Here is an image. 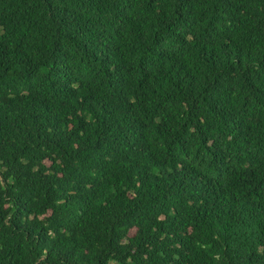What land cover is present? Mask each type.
Returning a JSON list of instances; mask_svg holds the SVG:
<instances>
[{"label": "trees", "instance_id": "trees-1", "mask_svg": "<svg viewBox=\"0 0 264 264\" xmlns=\"http://www.w3.org/2000/svg\"><path fill=\"white\" fill-rule=\"evenodd\" d=\"M0 264H264V0H0Z\"/></svg>", "mask_w": 264, "mask_h": 264}]
</instances>
